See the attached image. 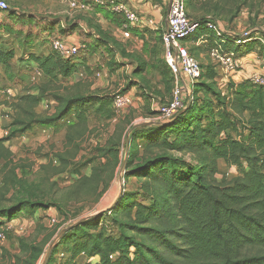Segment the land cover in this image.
<instances>
[{
  "label": "rangeland",
  "instance_id": "1",
  "mask_svg": "<svg viewBox=\"0 0 264 264\" xmlns=\"http://www.w3.org/2000/svg\"><path fill=\"white\" fill-rule=\"evenodd\" d=\"M4 1L8 8L0 9V46L15 49L16 58L9 67L0 68V138L7 135V127L15 116L34 122L30 131L7 143L14 157L6 165L5 161L0 163V208L27 199L47 207L33 213L30 209L23 210L11 220L0 217V224L3 223L0 230L6 237L0 240V264H48L54 248L58 251L54 264H70L71 244L66 248L59 245L62 231L90 221L99 222L100 228L103 224L105 230L116 233L107 218H110V208L124 192L134 193V199L145 204L153 202L151 198L145 200V192L141 189L143 179L127 172L125 164L130 161L128 147L134 136L140 137L145 133L144 126H150L151 130L163 129L171 121L161 116L157 108L172 100L178 86L177 79H188L176 75L165 57L161 58L158 51L163 53L164 47L159 38L150 51V60L155 62L152 64L139 54L135 58L117 46L107 48V38L99 32L95 35L81 28L68 30L70 23L86 18L92 12L72 9L71 0ZM186 4L187 14L192 20L210 19L220 23L228 33L248 29L253 32V37L264 36V0H186ZM156 5L161 6L164 24L169 1L160 0ZM202 31L200 29L199 33ZM202 35L203 39L209 38L204 33ZM54 38L74 39L83 48L72 58L77 65L76 72L68 78L61 76L53 81L38 70L31 55L51 51ZM202 38L187 41L186 45L191 52L201 50L206 57L211 43ZM197 42L201 44L197 45ZM254 43L252 53L264 56V43L261 40ZM202 66L205 72L198 81L200 83L209 81L216 67L211 62ZM136 68H143V73L137 75ZM217 79L216 88L223 94L219 86L225 82L220 76ZM249 89L255 88L250 84ZM7 90L13 93V97ZM192 92V99L183 94L181 112L193 102L194 97L195 106L199 109L197 116H203L204 124L210 121L208 112L212 107L216 121L227 126L225 134L237 137L242 132L243 128L233 112L220 105L214 94L201 90L194 93V88ZM119 93L132 96V104L122 110L114 105V97ZM224 93H228V88ZM28 94L37 95L39 103L36 106L22 103L20 108H15L18 100ZM56 95L67 98L94 96L99 101L93 100L86 105L84 124L77 123L73 113L52 123L46 119L59 109ZM175 139L176 133L168 136L171 143ZM145 143L144 140L137 143L140 149L134 162L135 169L157 152L175 155L197 165L191 153L184 154L165 145L145 149ZM218 169L216 178L220 182L231 181L241 171L223 160H218ZM134 214L135 209L127 210L124 218L134 219ZM27 245L43 247V254L34 263L32 254L26 250ZM76 264H82V260L76 258Z\"/></svg>",
  "mask_w": 264,
  "mask_h": 264
},
{
  "label": "trees",
  "instance_id": "2",
  "mask_svg": "<svg viewBox=\"0 0 264 264\" xmlns=\"http://www.w3.org/2000/svg\"><path fill=\"white\" fill-rule=\"evenodd\" d=\"M95 10L124 16L122 27L127 23L124 14L93 5L92 11ZM81 20L88 22L86 18ZM209 20L198 21L204 24ZM89 25L95 29V34L99 32L106 36V44L112 40L101 25L91 21ZM78 27L76 21L70 23L68 30L74 31ZM60 30L68 31L65 28ZM202 33L207 34L208 30L203 29L187 41L199 39ZM252 45H255L254 41L234 47L240 60L244 51H252ZM15 57V49L0 46V66L9 67ZM31 59L53 81L61 76L68 78L77 70L72 58H63L54 51L32 53ZM214 71L206 81L209 83L198 82L201 78L195 83L194 93L201 90L214 94L220 105L233 112L243 128L242 132L237 137L225 134L227 126L216 121L212 107L208 112L210 121L204 124L203 116H197L199 109L195 106L194 97L193 102L163 129L151 130L150 126H144L145 133L140 137L134 136L128 147L130 161L125 167L131 176L149 180L148 183L141 180V189L145 192V200L151 198L153 202L145 204L135 200L134 193L124 192L110 208V218H107L116 233L105 230L103 224L100 228L99 222L90 221L62 231L59 245L66 248L71 244L70 264H76V258L81 254L87 257L84 264H264V87H257L249 80L237 86L224 83L219 86L222 94L216 88L219 77L216 67ZM135 72L141 75L143 68H136ZM204 72L203 68L202 76ZM250 84L255 89H249ZM225 88H228L227 94L224 93ZM55 99L59 109L46 119L52 123L73 113L77 123L84 124L86 105L93 100L99 101L94 96L67 98L56 95ZM22 103L36 106L39 97L24 95L15 108H20ZM33 122L18 116L12 119L7 135L0 138V163L5 161L6 165L13 160L14 153L7 145L8 141L30 131ZM174 133L176 139L171 143L168 136ZM140 140L146 142L145 149L165 145L171 150L191 153L197 165L175 155L157 152L135 169ZM218 160L239 167L240 175L229 182L218 181ZM42 207L47 205L27 199L0 208V217L11 220L23 210L30 209L33 213ZM134 209V219L124 218L127 210ZM26 250L32 254L33 263L43 254V247L37 245H27ZM56 253L58 251L54 248L48 264H54ZM95 257L98 260L91 261Z\"/></svg>",
  "mask_w": 264,
  "mask_h": 264
},
{
  "label": "built area",
  "instance_id": "3",
  "mask_svg": "<svg viewBox=\"0 0 264 264\" xmlns=\"http://www.w3.org/2000/svg\"><path fill=\"white\" fill-rule=\"evenodd\" d=\"M168 14L167 22L162 34L164 45V56L170 69L182 77H187L188 80L179 81L175 89L174 96L169 103L160 104L157 112L168 120H173L176 115L183 108V94H186L192 99V88L195 83L201 78L203 67L199 59L194 56L186 45L188 38L199 33V30L207 29V33L211 39H203L205 42H210L209 56L212 62L218 69V75L223 81L229 80L233 73L241 68V60L234 47H241L248 45L252 41H262L264 43V36L253 37V32L244 29L239 33H228L224 30L223 26L217 21L209 20L206 23L195 21L189 18L187 14L186 0H168ZM88 3L82 0H71L70 6L72 9L87 12L93 9V5L105 7L114 13L124 14L129 23L138 25L143 22V18L139 13L131 9L125 2L119 0H92ZM6 1H0V9H7ZM153 25L152 20L148 21ZM124 35L130 36L128 25H124ZM233 47V48H232ZM82 45L76 44L67 46L64 40L54 38L51 42V49L56 51L63 58H73L80 53ZM251 84L257 87H264V74L253 73L249 79ZM190 85V86H189ZM186 88V89H185ZM10 97L13 93L7 90ZM132 104L130 95L117 94L114 97V105L116 109L122 110ZM5 233L0 230V240H4ZM113 257V256H111Z\"/></svg>",
  "mask_w": 264,
  "mask_h": 264
},
{
  "label": "crops",
  "instance_id": "4",
  "mask_svg": "<svg viewBox=\"0 0 264 264\" xmlns=\"http://www.w3.org/2000/svg\"><path fill=\"white\" fill-rule=\"evenodd\" d=\"M155 1L156 3H158L160 0H125V3L131 9L137 11L139 15L143 18V22L138 25L131 24L127 20L126 24L128 25L129 27L128 30L130 31L129 37H126L124 35L125 30H127V28L124 27L125 24L122 27L123 20H125L124 16L114 15L103 10H95L90 12L87 15L89 17L86 16L88 22L79 19L77 21V23L79 24L78 28H81L87 33H89V32H94L91 26L89 25V21H91L94 24L101 25L102 28L106 31V33L112 38V40L108 42V44H106L107 48L114 49L119 47L122 51L129 53V55L133 54L135 58H138L137 54H139V56L144 57L145 60L153 64L155 62L153 59L150 60V51L154 48V43L158 40V38L162 41V34L167 22V18H166L165 23L163 24L164 16L160 14L161 6L156 5V3L153 4V2ZM149 20H152L154 24L153 25L149 24L148 22ZM64 42L66 43L67 46H73L78 44V42L74 41V39L72 40L69 39L68 41L64 40ZM200 44H201L200 42H197V45ZM158 50L159 49H157V51ZM51 51L53 50L51 49ZM51 51H45L36 54H48ZM192 52L200 60V62H202V64H208L210 62L213 64L212 59L209 56V51L207 52L206 57L204 53L201 52V50L198 51L193 50ZM158 53H160L161 58L165 57L164 48H163V53L160 52V50L158 51ZM134 60L137 61L136 59ZM12 61H15V59H13ZM33 64L36 63L33 62ZM0 68H4V67L0 66ZM38 70L41 71L39 67ZM253 73L264 74V56H260L257 53H252L251 51L249 53H245L241 57V68L235 73H233L229 80H225L224 82L227 84L232 83L237 86L241 83L246 82ZM129 95L131 96V94ZM135 100L140 101V99H136V97ZM79 259L82 260V264H84L87 261V257L84 254L77 256V260ZM97 260L98 258L96 257L91 259V261H97Z\"/></svg>",
  "mask_w": 264,
  "mask_h": 264
},
{
  "label": "water",
  "instance_id": "5",
  "mask_svg": "<svg viewBox=\"0 0 264 264\" xmlns=\"http://www.w3.org/2000/svg\"><path fill=\"white\" fill-rule=\"evenodd\" d=\"M61 235V234H60ZM60 235H59V237H60Z\"/></svg>",
  "mask_w": 264,
  "mask_h": 264
}]
</instances>
